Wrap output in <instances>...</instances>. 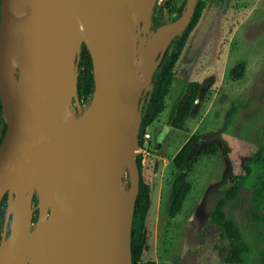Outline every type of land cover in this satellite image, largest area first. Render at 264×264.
I'll use <instances>...</instances> for the list:
<instances>
[{
    "label": "water",
    "instance_id": "water-1",
    "mask_svg": "<svg viewBox=\"0 0 264 264\" xmlns=\"http://www.w3.org/2000/svg\"><path fill=\"white\" fill-rule=\"evenodd\" d=\"M156 3L0 0V103L7 126L0 143V203L7 197L0 264H27L41 240L47 264H132L139 100L152 89L173 39L187 29L197 0L153 30ZM149 28L161 31L144 42L137 33ZM82 45L94 79L84 106L76 63Z\"/></svg>",
    "mask_w": 264,
    "mask_h": 264
},
{
    "label": "rangeland",
    "instance_id": "rangeland-1",
    "mask_svg": "<svg viewBox=\"0 0 264 264\" xmlns=\"http://www.w3.org/2000/svg\"><path fill=\"white\" fill-rule=\"evenodd\" d=\"M186 2L175 0L174 7ZM198 2L201 17L176 63L165 109L148 127L151 140L142 177L150 187L151 207L146 219L149 251L143 259L156 264H226L228 242L220 238L209 214L223 186L240 176L243 185L236 199L227 202L225 216L242 229L252 248L246 264H264V229H255L244 218L258 170L253 159L264 138V0ZM176 17V12H165L163 23ZM154 35L150 28L137 33L144 42L153 41ZM238 62L245 63V75L232 81L229 73ZM190 82L199 83L201 90L184 130H177L169 118ZM194 132L202 137L186 173L192 188L181 212L170 218L173 183L179 175L172 159ZM211 143L219 153L199 156L198 151ZM123 186L128 191L127 174ZM35 205L32 200V208Z\"/></svg>",
    "mask_w": 264,
    "mask_h": 264
},
{
    "label": "trees",
    "instance_id": "trees-1",
    "mask_svg": "<svg viewBox=\"0 0 264 264\" xmlns=\"http://www.w3.org/2000/svg\"><path fill=\"white\" fill-rule=\"evenodd\" d=\"M158 1V0H157ZM187 1V0H186ZM185 4L175 8L174 0H163V3L157 7L154 6L152 14V29L164 25V12H176V20L183 13ZM202 13L200 3L196 4L191 21L181 36L173 39L169 48L166 50L164 57L156 69L152 80V89L142 94L139 102L140 108V128L138 132L139 142L145 130L153 123L165 109V98L168 95L175 77V66L178 62L181 53L187 43V40L192 31L197 26ZM78 77H77V93L81 103L87 101L94 90L93 69L90 55L84 45L81 46V51L77 60ZM245 75V63L238 62L230 70L229 77L232 81H239ZM201 86L197 82H190L185 90L184 95L177 103L172 111L169 123L177 130H184V122L189 117L194 104L200 93ZM1 113V103H0ZM2 121V135L0 143L5 135L7 126ZM201 134L194 132L179 149L172 159V164L179 172L173 183V199L169 208V217L175 218L182 210L183 204L191 191V183L186 179V173L193 167V161L190 157L193 149L198 145ZM141 143V142H140ZM219 153L217 144L211 143L203 146L199 151V156H216ZM254 162L258 165L257 173L251 185V206L245 211L244 218L252 223L255 229H264V138L261 147L254 155ZM136 164L139 172L138 194L136 197L135 208L132 216L131 229V260L132 264H156L151 260L144 262V255L149 251L147 244L146 219L151 207L150 187L142 177L141 155H137ZM247 174L250 170L247 169ZM243 185V180L240 176L233 179L231 183L223 186L222 192L218 200L214 203L213 209L209 214V221L212 225L220 230V238L228 242L226 256L224 262L226 264H246L248 258L252 254V248L249 242L245 239L244 233L238 225L225 216L224 208L228 201L236 199L240 187ZM5 196L0 203V240L4 227ZM36 203L37 197H33ZM37 219V212L33 217V222Z\"/></svg>",
    "mask_w": 264,
    "mask_h": 264
},
{
    "label": "bare ground",
    "instance_id": "bare-ground-1",
    "mask_svg": "<svg viewBox=\"0 0 264 264\" xmlns=\"http://www.w3.org/2000/svg\"><path fill=\"white\" fill-rule=\"evenodd\" d=\"M160 31L161 29H159V31L154 36L157 37ZM40 184H41V179H40V176L37 175L35 179L36 188H39ZM27 264H47L46 257H45L44 240L39 241L34 246Z\"/></svg>",
    "mask_w": 264,
    "mask_h": 264
},
{
    "label": "built area",
    "instance_id": "built-area-1",
    "mask_svg": "<svg viewBox=\"0 0 264 264\" xmlns=\"http://www.w3.org/2000/svg\"><path fill=\"white\" fill-rule=\"evenodd\" d=\"M87 101L84 103H81L82 106L85 105ZM151 140V134L149 133L148 128L145 130L140 142H139V147H138V155H141V165L144 164L145 157L147 155V151L149 150V142Z\"/></svg>",
    "mask_w": 264,
    "mask_h": 264
},
{
    "label": "flooded vegetation",
    "instance_id": "flooded-vegetation-1",
    "mask_svg": "<svg viewBox=\"0 0 264 264\" xmlns=\"http://www.w3.org/2000/svg\"><path fill=\"white\" fill-rule=\"evenodd\" d=\"M175 1V0H174ZM163 3V0H159V2H157V7H159L160 6V4H162ZM167 12V11H166ZM164 16H165V12H164ZM1 114V113H0ZM2 121L0 120V136L2 135ZM37 211H35L34 212V215H35V213H36Z\"/></svg>",
    "mask_w": 264,
    "mask_h": 264
}]
</instances>
